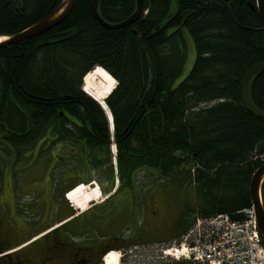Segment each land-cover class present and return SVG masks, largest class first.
Returning a JSON list of instances; mask_svg holds the SVG:
<instances>
[{
	"label": "trees",
	"instance_id": "obj_1",
	"mask_svg": "<svg viewBox=\"0 0 264 264\" xmlns=\"http://www.w3.org/2000/svg\"><path fill=\"white\" fill-rule=\"evenodd\" d=\"M61 2L0 0V35L27 28ZM91 3L76 0L48 31L0 47V173L59 146L65 169L82 172L76 182L91 180L96 170L103 187L115 181L114 142L122 185L108 201L132 187L138 172L142 196L147 177L155 187L193 185L197 205L178 212L175 235L198 217L242 218L252 205V175L264 160V119L241 100L244 72L264 60L256 0H144L139 19L116 29L93 16ZM134 9L135 0L99 4L110 22ZM188 36L195 60L179 80ZM96 65L103 68L90 71ZM85 75L92 97L81 88ZM249 93L264 110V71L251 79ZM99 103L108 106L113 131Z\"/></svg>",
	"mask_w": 264,
	"mask_h": 264
},
{
	"label": "flooded vegetation",
	"instance_id": "obj_2",
	"mask_svg": "<svg viewBox=\"0 0 264 264\" xmlns=\"http://www.w3.org/2000/svg\"><path fill=\"white\" fill-rule=\"evenodd\" d=\"M14 168L4 167L0 173V191L7 178L14 191L13 201L6 202L0 211V264H113L108 262L113 252L120 254L116 264H193L154 254L157 219L148 216L150 201H141L138 172L131 176L132 187L120 188L135 201H89L83 208L75 204L78 210L66 201H61L63 208L58 209L55 201H18L20 191L14 185ZM147 179L148 186L144 188L149 190L154 182ZM153 191L154 187L148 191L149 196ZM143 194L146 195L144 190ZM155 206L153 211L159 217L161 201ZM176 219L175 216L171 224L174 235Z\"/></svg>",
	"mask_w": 264,
	"mask_h": 264
},
{
	"label": "rangeland",
	"instance_id": "obj_3",
	"mask_svg": "<svg viewBox=\"0 0 264 264\" xmlns=\"http://www.w3.org/2000/svg\"><path fill=\"white\" fill-rule=\"evenodd\" d=\"M195 55L196 53L193 42L188 36L187 60L184 68V73L179 78V80L183 78V76H185V74H187V72L190 70L195 60ZM110 128L113 131L112 126ZM58 147H55L52 151L44 152L41 154H39V152H36L28 158L29 160L27 159L26 162H22L14 168V171L16 172L13 175L14 185L18 187L17 190L20 191L19 195L17 194L18 201H26L27 203L34 201H55L54 207L56 209L61 207L63 208L64 204L59 201L60 198L64 199L63 194L74 187V185L82 183L81 181H86L82 178L80 179V182H76L78 176H82L81 171H76L75 169H65V166L62 164V162L59 161L60 159L57 158L58 153L62 155V153L60 152V148ZM114 152H116V149ZM66 156H68V154H66ZM63 167L65 170L63 169ZM51 175H53V177L56 179H54ZM140 175L142 174L140 173ZM61 178L67 180V182H62ZM101 180H103L102 174L100 173V171L95 170L93 172V178L90 181L91 187H87L84 185L85 187L83 188L89 189L90 191L96 190L98 189L95 188L96 182L102 183ZM116 181L117 180H115L113 184H110L111 182L107 184V182L104 181V188L101 186L102 194L99 195V198H95L92 201H108V196L115 193V188L117 186ZM98 190L101 191L100 189ZM152 190L153 187L149 188V190H146L145 192L147 194L142 196L141 201H150L148 216L150 218L154 217L155 219H157L154 225L156 234L154 254L161 257L162 259L175 261L176 259L173 257L163 258L161 256V254L163 255V253L160 251V249L158 250L157 245H159L160 242L157 241L162 240V242H166L174 238L179 239L182 236L174 235L172 233L173 229L171 227V224L173 223L172 221L174 217L177 216L178 212H180L181 214H183L185 211L189 212V208H193L197 205L195 190L193 185H186L185 187H181L180 185L174 183H162L160 185L158 184L157 187L154 186L152 196L148 197V193ZM13 194L14 191L12 190L10 181L7 178L4 189L0 191V211H2V208L6 205V202L13 201ZM124 196L125 194L119 191L117 196H111L110 201H122ZM158 200L161 201L163 212L161 211V216L156 217L157 213H155L153 209L157 208L155 206V203H157ZM152 201L155 202L153 203ZM73 202L75 203V201Z\"/></svg>",
	"mask_w": 264,
	"mask_h": 264
},
{
	"label": "built area",
	"instance_id": "obj_4",
	"mask_svg": "<svg viewBox=\"0 0 264 264\" xmlns=\"http://www.w3.org/2000/svg\"><path fill=\"white\" fill-rule=\"evenodd\" d=\"M163 252L199 264H264V243L253 207L245 208L237 220L227 214L198 218L179 243L165 247Z\"/></svg>",
	"mask_w": 264,
	"mask_h": 264
},
{
	"label": "water",
	"instance_id": "obj_5",
	"mask_svg": "<svg viewBox=\"0 0 264 264\" xmlns=\"http://www.w3.org/2000/svg\"><path fill=\"white\" fill-rule=\"evenodd\" d=\"M101 0H92L91 8L93 16L105 27L116 29L135 23L142 14L143 0H137L136 11L127 19L111 23L103 18L99 11V4ZM76 0H63L62 3L53 10L50 14L40 19L24 31L15 34L5 40L0 41V47H5L9 44L19 43L23 40L33 38L48 31L58 23H60L72 10ZM258 13L264 23V0H257ZM264 71V60L258 61L248 68L242 77L241 82V98L246 107L256 116L264 119V110L258 108L251 100L249 93V84L251 79L258 73ZM264 182V161L254 171L250 182V193L252 197V204L255 209L258 230L264 242V202L262 198V184Z\"/></svg>",
	"mask_w": 264,
	"mask_h": 264
},
{
	"label": "bare ground",
	"instance_id": "obj_6",
	"mask_svg": "<svg viewBox=\"0 0 264 264\" xmlns=\"http://www.w3.org/2000/svg\"><path fill=\"white\" fill-rule=\"evenodd\" d=\"M63 1V0H62ZM175 1V3H176V5H177V0H174ZM179 1V0H178ZM225 1H227V0H225ZM62 3V2H61ZM256 7H257V0H256ZM136 8H137V0H135V9H134V11L130 14V15H132L135 11H136ZM143 10H144V0H143ZM142 10V11H143ZM146 11V10H145ZM143 13V12H142ZM142 15V14H141ZM129 17V16H128ZM127 17V18H128ZM104 18V17H103ZM126 18V19H127ZM105 19V18H104ZM125 20V19H124ZM108 21V20H107ZM110 22V21H109ZM118 22H121V21H118ZM118 22H111V23H118ZM36 23V22H35ZM33 25V24H32ZM31 26V25H30ZM30 26H28L27 28H29ZM130 26V25H129ZM27 28H25V29H27ZM25 29H23V30H21V31H19V32H17V33H14V34H12V35H0V41H2V40H5V39H7V38H9V37H11V36H13V35H15V34H18V33H20V32H22V31H24ZM251 67V66H250ZM249 67V68H250ZM96 69V68H95ZM94 70V69H93ZM106 70V69H105ZM107 71V70H106ZM89 73V72H88ZM109 73V72H108ZM245 73V72H244ZM110 74V73H109ZM87 75V74H86ZM86 75H85V77H86ZM111 75V74H110ZM84 77V78H85ZM243 77V76H242ZM241 82H242V79H241ZM85 85L83 84V87H84ZM85 90V89H84ZM87 92V91H86ZM88 93V92H87ZM89 94V93H88ZM110 94V93H109ZM108 94V95H109ZM90 95V94H89ZM91 96V95H90ZM92 97V96H91ZM107 97V96H106ZM105 97V98H106ZM94 98V97H93ZM251 98V97H250ZM95 99V98H94ZM241 100H242V98H241ZM97 101V100H96ZM105 101V100H104ZM97 102H99V101H97ZM242 103H243V100H242ZM100 104V103H99ZM244 104V103H243ZM101 105V104H100ZM245 105V104H244ZM102 107H103V105H101ZM106 106H107V104H106ZM245 107H246V105H245ZM104 108V110L106 111V114H107V117H108V120H109V124H110V127L112 126V128H114V124H113V117H112V114H111V112H110V110H109V108H108V106H107V109L105 108V107H103ZM247 108V107H246ZM248 109V108H247ZM249 110V109H248ZM250 111V110H249ZM253 113V112H252ZM254 114V113H253ZM116 149V148H115ZM115 149H114V151H115ZM264 161V160H263ZM251 182V181H250ZM83 187H85V186H79L78 188H74L70 193H69V196L68 197H70L73 201H75V204L76 205H78L80 208H83V207H85L86 206V204L87 203H89L88 201H92V200H94L95 198H99V195H100V192L101 191H99L98 189H100V188H98V189H96V190H93V191H90L89 189H84ZM101 198V197H100ZM249 207H253L252 205L251 206H249ZM246 208H248V207H246ZM254 208V207H253ZM245 209V208H244ZM243 209V210H244ZM243 210L241 211V213H242V215H243ZM220 214H225V213H220ZM216 215H218V214H216ZM216 215H212V216H209V217H202V219H209V218H211V217H214V216H216ZM228 215V214H227ZM230 216V215H229ZM231 218V217H230ZM233 219V218H232ZM239 219H241V218H239ZM237 220V219H236ZM196 221H197V219H196ZM195 225V224H194ZM194 225L192 226V228L194 227ZM191 228V229H192ZM258 233H259V230H258ZM259 236H260V238H261V235H260V233H259ZM261 240H262V238H261ZM262 242H263V240H262ZM264 243V242H263ZM119 258H120V254L118 253V252H113L110 256H109V259H108V262H111V263H113V264H116V263H118L119 262Z\"/></svg>",
	"mask_w": 264,
	"mask_h": 264
},
{
	"label": "crops",
	"instance_id": "obj_7",
	"mask_svg": "<svg viewBox=\"0 0 264 264\" xmlns=\"http://www.w3.org/2000/svg\"><path fill=\"white\" fill-rule=\"evenodd\" d=\"M59 201H67V200H66L65 198H64V199H61V198H60Z\"/></svg>",
	"mask_w": 264,
	"mask_h": 264
}]
</instances>
